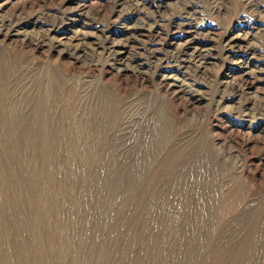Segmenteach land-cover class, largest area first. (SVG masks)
<instances>
[{
  "label": "rangeland",
  "instance_id": "1",
  "mask_svg": "<svg viewBox=\"0 0 264 264\" xmlns=\"http://www.w3.org/2000/svg\"><path fill=\"white\" fill-rule=\"evenodd\" d=\"M0 264H264V0H0Z\"/></svg>",
  "mask_w": 264,
  "mask_h": 264
},
{
  "label": "bare ground",
  "instance_id": "2",
  "mask_svg": "<svg viewBox=\"0 0 264 264\" xmlns=\"http://www.w3.org/2000/svg\"><path fill=\"white\" fill-rule=\"evenodd\" d=\"M180 55V54H179ZM192 55V54H191ZM177 56V55H176Z\"/></svg>",
  "mask_w": 264,
  "mask_h": 264
}]
</instances>
